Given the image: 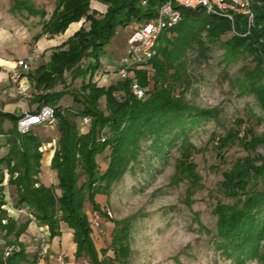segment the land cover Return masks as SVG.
<instances>
[{"label": "trees", "instance_id": "1", "mask_svg": "<svg viewBox=\"0 0 264 264\" xmlns=\"http://www.w3.org/2000/svg\"><path fill=\"white\" fill-rule=\"evenodd\" d=\"M97 1L106 5L104 12L92 8L91 0H54L49 13L31 0H12V13L39 16L41 30L33 40L41 35L63 33L71 22L83 21L73 34L51 49L47 61L26 72L33 89L30 103H37L29 111L36 112L47 104L56 117L57 139L50 167L56 173L59 194L39 179L41 148L50 139L36 132L34 128L40 125L19 132L17 121L21 113L0 108V215L6 216V211L1 209L5 173L13 207L24 206L29 213L23 221L8 217L2 226L0 235L16 248L3 258L0 244V264H37V251L30 254L19 240L32 220L46 226L48 240L59 237L61 223L66 224L72 229L74 256L85 257L89 264L127 263L131 219L112 221L109 247L101 248L102 257H99L85 205L89 203L92 211L104 214L96 195L108 194L110 186L137 160L141 143L146 140H150L152 151L162 157L170 148L178 146L179 173L187 171L188 177L201 178L192 157L200 150L190 141L189 133L203 121H217L219 111L215 107H199L185 99L189 81L183 74L189 52L196 51L197 57L204 60L209 50L207 43L229 35L222 42L224 60L228 64L241 55L252 56L254 66L245 74L252 93L264 109V0H251L254 18L249 27L246 17L239 13L230 20L200 6L176 5L180 19L161 29L154 54L130 69L131 76L143 88L141 97L133 94L129 80L120 78L115 83L98 85L93 81L94 73L99 67L100 55L117 28L154 19L166 0ZM77 79L79 87L69 89ZM58 84L61 89H55ZM65 95L80 105L74 113L60 103ZM102 98L103 109L99 106ZM75 117L90 118L86 132L79 131ZM5 121L12 126L4 128ZM243 122L242 118L235 119L233 126L212 139L220 161L233 145H240L246 151L222 171L220 191L232 202L218 200L213 208L214 249L236 264L264 259V157L255 152L258 145H264V131L256 134L245 127L241 133ZM2 147L7 148L3 154ZM107 148L105 165L99 168L97 156ZM81 176L83 181L79 183ZM108 249L112 250L113 257L106 255Z\"/></svg>", "mask_w": 264, "mask_h": 264}, {"label": "rangeland", "instance_id": "2", "mask_svg": "<svg viewBox=\"0 0 264 264\" xmlns=\"http://www.w3.org/2000/svg\"><path fill=\"white\" fill-rule=\"evenodd\" d=\"M134 25L118 27L106 44L93 77V81L98 85L115 83L120 79L116 64L119 57L125 53L126 37ZM228 36L224 35L217 42L207 43L209 50L204 60L197 57L196 51L189 52L183 74L189 81L185 99L199 107H215L219 111L217 121H203L189 133L190 141L200 150L193 153L192 157L201 178L188 177L187 171L179 173L178 146L170 148L162 157L152 151L150 140L142 141L137 160L130 164L131 167L122 178L110 186L108 194H97L95 197L104 213L99 216V230L93 227L91 231L98 252L101 248L109 247L114 227L112 221L130 218V255L126 264H236L223 258L220 252L214 249L216 215L213 208L218 200L232 202L220 191L222 171L228 169L237 158L244 156L246 151L240 145H233L225 151L224 160L220 161L212 139L233 126L237 118L244 121L241 133L245 127H249L254 133L261 134L264 131V109L252 93L250 80L245 74L247 69L254 66L252 56L241 55L228 64L224 60L225 48L222 42ZM48 58V54L44 56L45 61ZM41 61L43 60L40 59ZM66 78L68 81L67 76ZM8 80L9 87L15 94L12 101L17 103L16 112L35 108L37 103H30L33 95L31 85L28 89L30 96L22 97L16 94L9 77ZM79 85L80 80L77 79L69 85V89H77ZM55 89H61V84ZM60 103L73 111L72 113L80 108L69 95L62 97ZM99 106L104 108L103 98L100 99ZM74 119L80 132L88 130L89 125L83 123L81 118ZM11 126L9 121L4 122V128ZM34 129L40 137L50 139L44 142L41 148L43 153L48 155L56 144L55 124L40 125ZM108 152L107 148L97 156L99 168L104 167ZM255 152L264 157V145H258ZM82 181L83 176L80 177L79 183ZM50 185L59 194L57 182ZM104 209L109 210L111 215L108 216ZM85 211L90 219L92 207L89 203L85 205ZM60 230L61 234L68 232L72 236V229L66 224L62 223ZM34 244L36 246V243ZM34 244L25 245L30 254L34 251ZM58 251L64 256L69 253L63 246L59 247ZM106 255L113 257L112 250L108 249ZM99 257H102L100 252ZM80 260V264H89L85 257ZM245 264H264V259H251Z\"/></svg>", "mask_w": 264, "mask_h": 264}, {"label": "built area", "instance_id": "3", "mask_svg": "<svg viewBox=\"0 0 264 264\" xmlns=\"http://www.w3.org/2000/svg\"><path fill=\"white\" fill-rule=\"evenodd\" d=\"M176 5L196 8L203 7L207 12L219 13L226 16L230 20L233 19L235 13L242 14L246 17L248 27L252 24L254 13L252 10L251 0H166L158 9V14L154 19L146 21L141 24H135L131 32L126 37L125 53L119 57L116 64V72L121 79H127L130 83V88L136 97H141L144 93L143 88L139 85L137 79L131 76L130 69L134 65L140 64L148 60L155 52V44L161 29L175 24L180 19V11ZM38 54L35 50L24 58L16 59L14 65L9 73V78L15 87L17 95L22 97H29L28 88L23 82V75L27 72L34 63ZM83 123L90 122L89 117L82 118ZM56 117L53 108L50 105L44 104L39 107L36 112L23 111L17 121V130L21 133L27 131L35 125H54ZM3 200L4 204L1 209L6 211V216L0 215V231L7 218L10 217L8 209L28 216L27 208L24 206L13 207L7 188V174L5 173L3 179ZM103 210V209H101ZM104 212L110 216L109 210L104 209ZM1 214V212H0ZM99 216L98 211H91L90 222L92 227L99 230ZM36 251L38 253L37 264H44L43 255L48 250V231L40 230L35 236ZM0 244L2 246L3 258L7 257L16 246L5 240L0 235ZM55 264H68L65 256L62 253L54 255Z\"/></svg>", "mask_w": 264, "mask_h": 264}, {"label": "crops", "instance_id": "4", "mask_svg": "<svg viewBox=\"0 0 264 264\" xmlns=\"http://www.w3.org/2000/svg\"><path fill=\"white\" fill-rule=\"evenodd\" d=\"M36 6H41L49 13L54 7V0H31ZM12 0H0V108L3 111L17 113V103L12 101L15 94L12 88L9 87V73L14 65L16 59L24 58L31 54L33 50L36 51L38 57L34 61L35 66L44 60V56L50 54L53 47L59 45L68 36L73 34L82 24L83 19L71 22L63 33L55 34L53 36L41 35L37 40H33V36L41 30L39 16H28L26 12L12 13L10 6ZM91 7L104 12L106 5L97 1L91 0ZM131 26V25H130ZM35 66L31 65V69ZM23 82L25 87L30 88L29 79L26 72L23 75ZM6 147L1 148V153H5ZM52 153H48L41 158L39 179L45 185L54 184L57 182L56 173L50 167V159ZM8 214L12 219L23 221L26 216L8 209ZM62 225V223H61ZM40 230H46V226H39L32 220L25 232L20 236V240L28 245L29 243H36L35 236ZM65 247L67 253L65 259L68 264H80V258L74 256L75 243L72 236L68 232H64L59 237H55L49 241L48 250L43 255L44 264H55L54 255L61 253L58 251L59 247ZM27 247V246H26ZM33 253L36 250L34 244Z\"/></svg>", "mask_w": 264, "mask_h": 264}]
</instances>
